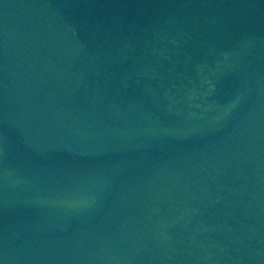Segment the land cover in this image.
I'll return each instance as SVG.
<instances>
[{"label": "water", "instance_id": "water-1", "mask_svg": "<svg viewBox=\"0 0 264 264\" xmlns=\"http://www.w3.org/2000/svg\"><path fill=\"white\" fill-rule=\"evenodd\" d=\"M0 264H264V0H0Z\"/></svg>", "mask_w": 264, "mask_h": 264}]
</instances>
